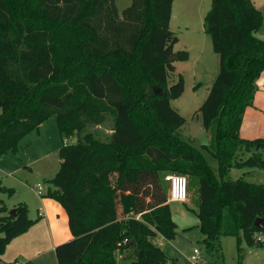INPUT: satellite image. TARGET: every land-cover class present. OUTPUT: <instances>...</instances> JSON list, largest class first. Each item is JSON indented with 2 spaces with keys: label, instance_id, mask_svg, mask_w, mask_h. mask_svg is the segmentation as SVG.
Segmentation results:
<instances>
[{
  "label": "trees",
  "instance_id": "trees-1",
  "mask_svg": "<svg viewBox=\"0 0 264 264\" xmlns=\"http://www.w3.org/2000/svg\"><path fill=\"white\" fill-rule=\"evenodd\" d=\"M172 5L131 0L120 16L115 0H0V156L56 116L63 144L47 195L64 207L72 236L55 246L57 264H117V251L131 264H174L153 242L177 234L161 185L167 172L197 179L196 214L207 247L240 232L260 244L252 235L264 231L254 225L264 221V183L228 172L264 166V138L239 135L264 71V39L255 35L264 14L251 0H211L204 30L219 68L195 112L210 140L196 147L182 136L186 119L171 105L184 80L178 74L169 84L170 57L189 56L173 48ZM107 116L103 137L87 130ZM12 209L0 198V260L34 221L23 202Z\"/></svg>",
  "mask_w": 264,
  "mask_h": 264
},
{
  "label": "rangeland",
  "instance_id": "rangeland-1",
  "mask_svg": "<svg viewBox=\"0 0 264 264\" xmlns=\"http://www.w3.org/2000/svg\"><path fill=\"white\" fill-rule=\"evenodd\" d=\"M251 1L264 14V0ZM130 3L131 0H115L120 16ZM210 6L211 0H174L170 18V29L177 36L174 50H187L189 53L186 60H174L175 71L169 72V84L177 81L178 74H181L184 80L182 94L171 100V105L186 119L180 130L182 136L196 147L210 140V132L205 130L195 112L205 99L219 68L218 54L213 51L211 38L204 30V16ZM255 35L264 39V24ZM110 127L111 119L107 116L104 123L90 125L87 130H98L103 137ZM62 144L56 116L51 114L37 129L25 134L16 149H10L0 156V181L5 186V189L0 191V198L11 209L18 202H23L28 208L29 218L34 220L32 224L39 218L37 211H44V202L47 204L48 200L56 204L62 212L61 228L68 232L66 237L70 239L71 233L64 207L57 199L47 195L48 190L54 188L50 179L59 168L58 149ZM259 151V155L264 159V147ZM210 162L215 166L214 160ZM185 175L188 178L189 201L169 202L172 217L177 224V234L172 239L157 236L153 239L154 244L171 257L174 264H189L187 257L194 248L200 252L199 264H264V231L254 232L252 235L254 241L260 244L248 243L243 232H240L239 238L222 235L213 247H207L196 214L199 203L197 179ZM163 176L161 174V185L167 196L168 181L164 180ZM228 177H242L253 183H264V166L231 167ZM38 185L43 188L42 196L36 192ZM255 234L262 242L255 239ZM122 256L118 251L115 253L117 264H131L130 258Z\"/></svg>",
  "mask_w": 264,
  "mask_h": 264
},
{
  "label": "crops",
  "instance_id": "crops-1",
  "mask_svg": "<svg viewBox=\"0 0 264 264\" xmlns=\"http://www.w3.org/2000/svg\"><path fill=\"white\" fill-rule=\"evenodd\" d=\"M239 135L247 139L264 138V71L256 80V90L251 104L243 112ZM258 149L259 145L256 146V150ZM43 210L37 211L39 218L34 224L8 242L1 255L0 263L8 264L12 261L22 263L31 259L38 264H57L55 246L70 240L72 236L67 239L68 232L62 230L64 229L61 228L62 219L60 220L62 212L56 204L47 200V204L44 202Z\"/></svg>",
  "mask_w": 264,
  "mask_h": 264
},
{
  "label": "built area",
  "instance_id": "built-area-1",
  "mask_svg": "<svg viewBox=\"0 0 264 264\" xmlns=\"http://www.w3.org/2000/svg\"><path fill=\"white\" fill-rule=\"evenodd\" d=\"M163 178L168 181L167 201L187 202L189 197L187 176L182 173L167 172L164 174ZM36 192L38 195L42 194L41 185L36 186ZM256 236L255 239L262 242V239H260L258 235ZM199 255V250L194 248L187 258L189 264H199Z\"/></svg>",
  "mask_w": 264,
  "mask_h": 264
},
{
  "label": "water",
  "instance_id": "water-1",
  "mask_svg": "<svg viewBox=\"0 0 264 264\" xmlns=\"http://www.w3.org/2000/svg\"><path fill=\"white\" fill-rule=\"evenodd\" d=\"M170 60H175V56L170 57ZM10 211H13V209H11ZM254 225L258 228H262L264 227V221H262L261 218H256V220L254 221Z\"/></svg>",
  "mask_w": 264,
  "mask_h": 264
}]
</instances>
